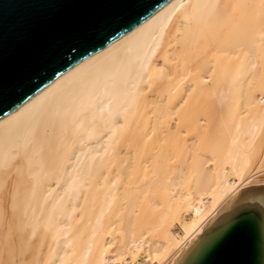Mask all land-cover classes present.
I'll list each match as a JSON object with an SVG mask.
<instances>
[{
  "label": "bare ground",
  "instance_id": "obj_1",
  "mask_svg": "<svg viewBox=\"0 0 264 264\" xmlns=\"http://www.w3.org/2000/svg\"><path fill=\"white\" fill-rule=\"evenodd\" d=\"M258 186L264 0H170L0 118V264H173Z\"/></svg>",
  "mask_w": 264,
  "mask_h": 264
},
{
  "label": "water",
  "instance_id": "obj_2",
  "mask_svg": "<svg viewBox=\"0 0 264 264\" xmlns=\"http://www.w3.org/2000/svg\"><path fill=\"white\" fill-rule=\"evenodd\" d=\"M170 0H0V118ZM173 264H264V186L233 194Z\"/></svg>",
  "mask_w": 264,
  "mask_h": 264
},
{
  "label": "rangeland",
  "instance_id": "obj_3",
  "mask_svg": "<svg viewBox=\"0 0 264 264\" xmlns=\"http://www.w3.org/2000/svg\"><path fill=\"white\" fill-rule=\"evenodd\" d=\"M255 94H256V96L260 99L261 98V96H262V92H260L259 90L258 91H256L255 92ZM260 100H262L263 101V99L261 98ZM262 101H260V102H262ZM263 105V104H262ZM208 113H210V112H208ZM208 114H202V117L203 118H208L209 117V115L207 116ZM183 137H184V139H187V140H190V139H192V137H191V135L189 134L188 135V132H185V135L183 134ZM188 137V138H187ZM191 141V140H190ZM189 141V142H190ZM172 147V146H171ZM171 147L170 146H166V148H169V149H171ZM174 151H171L170 153H171V157L170 156H168L169 157V164L170 163H175V164H179V165H181V163H180V161H179V158H177V155L175 154V153H173ZM209 152V151H208ZM210 155V156H209ZM209 157V158H208ZM212 154H211V152L209 153V154H207V152H205L204 153V159L205 160H211L212 159ZM155 179V177L153 178V180ZM149 180H151V178L149 179ZM156 194V193H155ZM154 193H152L151 191H149V192H147V193H145V198L146 199H144L143 201H145V202H148V201H154V200H156V195H155ZM156 197V198H155ZM158 199V198H157ZM207 201H208V199H207ZM151 204H152V202H150ZM176 231H178V230H176ZM128 261V264L130 263V260H127ZM127 261H126V263H127Z\"/></svg>",
  "mask_w": 264,
  "mask_h": 264
},
{
  "label": "built area",
  "instance_id": "obj_4",
  "mask_svg": "<svg viewBox=\"0 0 264 264\" xmlns=\"http://www.w3.org/2000/svg\"><path fill=\"white\" fill-rule=\"evenodd\" d=\"M139 262V261H138Z\"/></svg>",
  "mask_w": 264,
  "mask_h": 264
}]
</instances>
